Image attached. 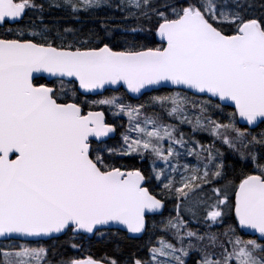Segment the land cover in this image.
I'll list each match as a JSON object with an SVG mask.
<instances>
[{
	"label": "snow or ice",
	"instance_id": "obj_1",
	"mask_svg": "<svg viewBox=\"0 0 264 264\" xmlns=\"http://www.w3.org/2000/svg\"><path fill=\"white\" fill-rule=\"evenodd\" d=\"M0 264H264V0H0Z\"/></svg>",
	"mask_w": 264,
	"mask_h": 264
},
{
	"label": "trees",
	"instance_id": "obj_2",
	"mask_svg": "<svg viewBox=\"0 0 264 264\" xmlns=\"http://www.w3.org/2000/svg\"><path fill=\"white\" fill-rule=\"evenodd\" d=\"M111 93H105V95H108ZM143 99V98H142ZM132 103H136V100H132ZM106 117L107 118H111V114L106 112ZM109 143H114V141H109ZM165 215H167V213H165ZM129 244H134L137 243V241H129ZM114 243H105L103 241H97L95 239H93L92 241V245L91 247H85L83 253H75L76 255H93L94 258H101L103 257L105 254L110 253L114 247Z\"/></svg>",
	"mask_w": 264,
	"mask_h": 264
}]
</instances>
